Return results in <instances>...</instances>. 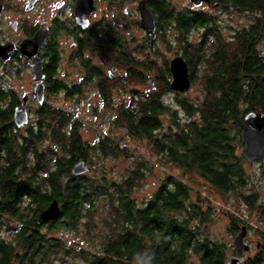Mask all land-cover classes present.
Returning a JSON list of instances; mask_svg holds the SVG:
<instances>
[{
  "label": "trees",
  "instance_id": "obj_1",
  "mask_svg": "<svg viewBox=\"0 0 264 264\" xmlns=\"http://www.w3.org/2000/svg\"><path fill=\"white\" fill-rule=\"evenodd\" d=\"M218 1L225 10L250 13L254 23L237 30L230 46L219 40L208 50L191 47L185 39L188 25H203L207 20L198 15L187 23L185 13L175 12L165 0L152 2L160 27L173 25L178 34L191 82L201 75L202 101L191 104L176 93V104L164 105L161 93L171 91L165 62L154 90L141 96L135 114L126 111L121 120L130 137L147 140L168 163L182 172L195 173L221 195L242 199L264 218V206L255 207V194L246 191L250 185L238 152L245 114L258 111L264 115V58L258 49L264 35V0ZM109 42L107 51H113L115 59L127 67L128 77L147 83L126 56V42ZM197 64L203 65L202 71L195 68ZM151 65L153 62L139 67L151 71ZM95 79L104 83L100 70L93 66L85 68L79 83L53 81L52 86L55 93L73 101L81 99L82 85ZM13 93L0 85V228L10 222L13 231L8 239L0 237V264H67L68 256H78L80 264H226V245L209 237V207L199 194L192 200L191 188L182 179L166 176L138 204L131 193L144 169L136 167L116 182H108L102 174H88L92 153L97 157L126 156L125 142L99 135L91 144L80 134L87 123L84 119L46 103L37 106L34 123L17 128L13 110L20 102ZM182 111L186 119H181ZM161 116L169 125H163ZM81 160L89 171L73 176L71 167ZM23 198L28 200L25 207L20 206ZM54 199L59 217L37 224L40 212ZM102 202L104 215L96 217L93 214ZM229 217L233 235L243 223ZM98 226L101 244L97 252L65 247L64 230L89 234ZM258 236L259 247L243 264H264V232Z\"/></svg>",
  "mask_w": 264,
  "mask_h": 264
},
{
  "label": "rangeland",
  "instance_id": "obj_2",
  "mask_svg": "<svg viewBox=\"0 0 264 264\" xmlns=\"http://www.w3.org/2000/svg\"><path fill=\"white\" fill-rule=\"evenodd\" d=\"M175 12H183L182 9L186 7L184 0H165ZM224 8V7H223ZM217 11L218 25L217 28L220 34L222 43L230 46L232 38L235 37L236 31L242 28L249 27L254 23V18L250 13L238 12L236 9ZM133 19V18H132ZM132 19L126 18V28L122 32L125 36V52L126 56L134 61L133 65L135 72L144 74L147 83H140L135 78L128 77L127 67L119 63L113 51H107V45L97 48L94 55V60L101 63V67L96 65L100 70V77L103 78V84H99V79L91 82H86L82 85L83 95L81 99L66 100L62 93L48 94L45 98L47 105L60 107L65 109L76 117L84 119L87 123L80 134L85 141L94 144L99 135H105L114 142H125L128 149L126 156H100L97 157L93 153L89 157L91 169L88 174L93 176H100L101 174L108 182L120 181L126 177L134 168L144 169V173L140 175L138 184L132 190L131 196L138 204L143 203L149 196L158 188L161 180L166 176L180 178L186 183L192 191V200L195 201L196 194L204 200V205L209 207L211 220L209 222V237L211 239L223 242L227 249L228 255H232L233 235L229 231L230 215L238 218L246 226L248 230L247 240L250 244V250L243 254L246 259L252 257L256 251V243L259 242L258 232H264V218L257 216V212L253 211L247 202L234 195H221L215 191L209 184L204 182L198 175L191 172H182L176 166L168 163L167 160L156 153L147 140H140L130 137L124 127V122L121 120V114L124 112L136 113L138 101L141 96L148 90H154L155 83L158 82V77L162 72L164 63L169 62L176 56H183V46L179 44L178 34L173 25H162L158 28V36L155 38L153 46H150L145 39L143 32L133 25ZM199 31L191 33L189 40L196 42L200 38ZM259 53L264 58V35L260 37L258 43ZM131 55V56H130ZM153 62L150 70H143L139 64H149ZM198 65V64H197ZM195 66L196 69L202 71L203 65ZM12 67L0 68V76L7 83H11V87L17 90L20 104L22 97L28 96V107L31 109L29 116V124L36 120L35 112L37 104L32 101V93L34 92V81L29 70L17 68L11 64ZM1 67V66H0ZM15 67V70L13 69ZM9 70L17 72L13 76L8 73ZM73 71L66 74L63 78L64 83L76 82L79 83L84 78V71L78 72V76ZM18 74V75H17ZM196 77L189 90L183 94L164 91L161 93L162 101L165 106L176 104V93L180 97L186 98V101L191 104H196L202 101L203 98V81ZM8 77V78H7ZM7 78V79H6ZM181 119H186V115L180 112ZM161 122L164 126L169 125L167 118L161 116ZM27 125V126H28ZM159 135V133H157ZM242 147L239 149L241 154ZM245 174L247 175L249 188H246L247 193H254L256 196V206H264V160L256 161L255 163H243ZM135 170V169H134ZM104 172V174H103ZM28 204L27 198H23L20 206L25 207ZM105 202L99 205L98 212H94V216L101 217L104 215L103 211ZM7 226L0 228V237L8 239L13 231L9 222ZM96 230L89 234L83 232L76 233L64 230L61 236L66 239L65 247L68 249L81 246L84 249L97 252L99 250L101 239L98 237ZM55 236L58 233L54 234ZM60 255V254H59ZM59 260V259H58ZM69 263L80 264L81 261L77 257H67ZM194 258L192 257V261ZM55 264V262H54Z\"/></svg>",
  "mask_w": 264,
  "mask_h": 264
},
{
  "label": "flooded vegetation",
  "instance_id": "obj_3",
  "mask_svg": "<svg viewBox=\"0 0 264 264\" xmlns=\"http://www.w3.org/2000/svg\"><path fill=\"white\" fill-rule=\"evenodd\" d=\"M140 1L0 0V68L7 69L12 67L11 64H13V66L22 68V70H29L32 76L30 67L33 64V59L31 57L28 60L25 59L26 55L22 44L30 41L38 34L37 53L40 54L42 61L41 75L43 78L41 83L43 85V99L38 102L34 97L35 92H33L32 101L37 104L36 106H40L45 103L44 101L48 94H59L54 91L53 81H63V77L73 71L78 76V72L85 71L87 67L102 66L100 62L94 60L98 47L110 45V40L115 44L123 45L125 43V36L122 32L127 26L125 23L126 18L129 20L133 18L131 20L133 25L144 34V30L140 26L138 7ZM144 1L153 16L157 38L160 24L156 20L155 13H153L152 2L155 0ZM184 2L186 7L182 10L187 17V23L190 22V17L198 15L207 20V23L203 25H188L189 28L187 27L185 30L187 43L191 47L196 46L197 49L200 46L206 50L212 48L220 40L217 28V11L222 9L221 3L218 0H203L199 6H195L190 0H184ZM198 31L200 32V38L197 43L191 42L188 37H190L191 33H197ZM153 44H150V46H153ZM21 53L23 54L22 56ZM2 58L6 59L2 60ZM184 60L189 69L188 59L185 57ZM15 67L13 68L14 70ZM53 69L56 71L51 74L50 70ZM9 72L13 76L19 71L9 70L7 74L10 76ZM4 75H6L5 71ZM3 76H0V85L4 88L9 87L10 90L14 91L13 95L17 97V90L12 88L11 83H7ZM190 77L189 69L188 78L191 84ZM35 84L36 82L34 81L33 90L35 89ZM27 97H22V101L24 98L26 99L25 110L29 122L31 109L28 107L29 101ZM20 106L21 104L15 107L14 110L20 108ZM239 231L233 234V238ZM248 233V230H246V236L243 240L244 243L249 245L250 250V244L247 240ZM258 247L259 242L256 243V248ZM247 252L233 250L232 255L228 256L241 259L240 264H243L245 260L243 254Z\"/></svg>",
  "mask_w": 264,
  "mask_h": 264
},
{
  "label": "water",
  "instance_id": "obj_4",
  "mask_svg": "<svg viewBox=\"0 0 264 264\" xmlns=\"http://www.w3.org/2000/svg\"><path fill=\"white\" fill-rule=\"evenodd\" d=\"M203 0H190L195 6H199ZM207 1V0H206ZM140 12V26L144 30L145 40L149 44H153L156 38L155 24L151 12L147 9L145 1L139 2ZM39 35L36 34L33 39L26 41L24 46L25 59H33L31 65V73L33 80L36 82L34 89V97L38 102L43 99V85L41 79V57L37 53ZM22 50V48H21ZM23 54L21 53V56ZM6 58H2L5 60ZM169 72L171 74V81L169 83L171 90L178 93H185L189 90L190 80L188 78V66L181 56L174 57L169 62ZM24 98L20 108H16L13 113V123L17 128L24 127L28 123V115L25 110ZM240 140L242 143L241 155L247 163H252L264 159V115L258 111H250L245 114L242 121V129L240 132ZM89 171V168L81 160L71 167V174L73 176H79ZM60 215V208L58 202L54 199L49 205L40 212L37 224L47 223L56 220ZM246 236V227L242 226L239 233L233 238V246L238 252L249 251V245L244 243V237ZM241 259L231 256L227 259L226 264H240Z\"/></svg>",
  "mask_w": 264,
  "mask_h": 264
}]
</instances>
